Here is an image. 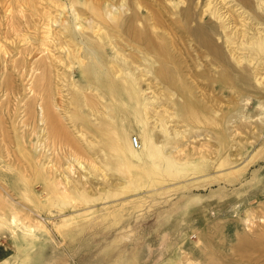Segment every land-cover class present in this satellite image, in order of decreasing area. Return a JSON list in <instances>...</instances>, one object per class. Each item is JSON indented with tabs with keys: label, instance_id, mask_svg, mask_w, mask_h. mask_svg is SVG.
I'll use <instances>...</instances> for the list:
<instances>
[{
	"label": "rangeland",
	"instance_id": "obj_1",
	"mask_svg": "<svg viewBox=\"0 0 264 264\" xmlns=\"http://www.w3.org/2000/svg\"><path fill=\"white\" fill-rule=\"evenodd\" d=\"M85 1L0 0V264H264V58L211 60L206 0Z\"/></svg>",
	"mask_w": 264,
	"mask_h": 264
},
{
	"label": "bare ground",
	"instance_id": "obj_2",
	"mask_svg": "<svg viewBox=\"0 0 264 264\" xmlns=\"http://www.w3.org/2000/svg\"><path fill=\"white\" fill-rule=\"evenodd\" d=\"M77 1V0H75ZM85 1V0H84ZM88 1V0H86ZM85 1V2H86ZM95 1V0H94ZM91 2V1H90ZM92 3V2H91ZM91 3H89L88 1V5H92ZM137 3V8L138 9H134L133 12L130 13L129 17L127 19H124L125 20V23H126V29H128L127 31L130 32V34H133V37L135 38H131V39H136V38H143L146 42V44H150L152 45L151 48H155L154 50H156L157 46H155L153 44V40H151L152 36L151 35H147L145 33V31L143 30H136L134 27L136 26L135 25V22H138V18H139V15L141 13H139L140 11V5ZM73 4V3H72ZM84 4V3H83ZM87 4V2H86ZM86 4H84V6H86ZM264 3H261V0H258V2H256V6L261 10V12L264 10ZM94 5V4H93ZM93 5L92 7H89V6H86V7H89V9L93 8ZM97 5V4H96ZM205 8H204V14H203V18H206V20L200 24V25H197L195 26L196 28H193L192 31L193 34H195L197 36V38L202 42L203 46H205V48H207L205 51L207 52V55H211V60H219V62H221V68L223 66V61H225V63H229L227 60V57L224 53V48L221 44H225L226 47L228 48V52H229V55L235 60L236 63H240L241 64V61L245 60V61H249L251 64H253V71L257 74L259 73L258 70H260L262 68V59L264 57H261L259 60V64L256 65V60L257 57H254V53L258 52V51H261L262 48H264V26L261 28V27H258L257 25L256 26H253V25H249L248 26V23L245 22V18H248L249 16L247 15V7H252L251 5V0H206L205 2ZM99 6V4H98ZM234 6L235 7V11H238L237 12V17L238 16H241L240 18H242L241 20V23L240 25H238L237 23H234L233 25V22L231 21V18H232V14L230 12V8ZM73 7V5H72ZM109 7V6H108ZM74 9V8H73ZM96 9V8H95ZM224 9V10H222ZM232 9V8H231ZM92 11H94L93 9H91ZM76 12V10H75ZM74 12V13H75ZM95 12H98V11H94L92 13L95 14ZM107 14L106 15H109V14H113V12H111L109 9L106 10ZM119 12V11H118ZM117 12V13H118ZM249 13V12H248ZM252 13V12H251ZM250 13V14H251ZM46 14V13H45ZM79 14V13H78ZM98 14H102L101 12L98 13ZM111 14V16H113ZM116 14V12H115ZM119 14V13H118ZM183 14L185 15V17H191L192 16V11H191V7L190 6H187L185 7V9H183ZM259 14V20L260 22H258V24H264V13H258ZM260 14H263V15H260ZM81 15V14H80ZM117 15V14H116ZM84 16V15H83ZM91 17V15H89ZM96 16V14L94 15ZM100 16V15H98ZM97 16V17H98ZM105 16V15H103ZM101 16V17H103ZM248 16V17H247ZM82 16H80L81 18ZM110 17V16H109ZM114 17V16H113ZM54 18V17H53ZM76 18L78 19L79 17L76 16ZM85 18V17H84ZM92 18L91 17V20L92 21ZM239 18V19H240ZM103 19V18H102ZM114 19V18H113ZM223 20L225 21L224 25H221L223 28H227L229 31L228 33H224V37L223 36H220L221 32H218L217 31V28L218 26L216 25V21L218 20ZM233 19V18H232ZM83 20V19H82ZM81 20V21H82ZM85 20V19H84ZM84 20H83V23H84ZM94 20V18H93ZM192 20V19H191ZM227 20V21H226ZM245 20V21H244ZM250 20V19H249ZM42 21V20H41ZM234 21V20H233ZM75 23V22H74ZM76 24V23H75ZM79 25V27H81V29H85V31L87 30L86 29V26L84 24H82L81 22H78L77 23ZM92 24V22L90 23ZM100 24V23H99ZM197 24V23H196ZM199 24V23H198ZM12 25V24H11ZM86 25H89L88 23H86ZM93 25V24H92ZM92 25L90 26V28H92ZM96 27H94V31L97 33V34H100L102 32L101 30V26H98L97 24H94ZM93 25V26H94ZM255 25V23H254ZM42 26V25H41ZM29 27V26H28ZM43 27V26H42ZM88 27V26H87ZM47 28H50V27H47ZM89 28V27H88ZM89 28V29H90ZM137 28V27H136ZM56 29V28H55ZM139 29V28H137ZM216 29V30H215ZM45 30V29H44ZM47 30V31H46ZM45 31L49 33L48 29H46ZM44 31V32H45ZM52 30H50L51 32ZM89 31V30H88ZM86 31V32H88ZM211 31H217V34L218 35V39L220 38L222 41H220V39L218 41H214L213 38H212V33ZM128 32V33H129ZM47 33V34H48ZM52 34V32H51ZM50 34V35H51ZM102 34V33H101ZM215 34V33H214ZM45 36V35H44ZM43 36V38H44ZM47 36V35H46ZM53 36V35H51ZM55 36V35H54ZM53 36V37H54ZM96 36V35H95ZM151 36V38H150ZM49 37V35H48ZM52 37V39H53ZM56 37V36H55ZM98 37V35H97ZM132 37V36H131ZM42 38V39H43ZM63 38V37H62ZM67 38V37H66ZM101 38V37H100ZM49 39V38H48ZM64 39V38H63ZM99 39V38H98ZM44 40L46 41L47 40V37L46 39L44 38ZM55 40V39H54ZM21 41V40H20ZM25 41V40H24ZM29 41V40H28ZM140 40H136V42H138ZM142 41V40H141ZM49 42V40H48ZM51 42V41H50ZM221 44H219V43ZM52 44V43H51ZM59 46V45H58ZM145 46V45H144ZM255 46V47H254ZM150 47V46H148ZM150 48V49H151ZM113 49V48H112ZM149 49V48H148ZM38 51V50H37ZM255 51V52H254ZM263 51V50H262ZM74 52V51H72ZM157 52V51H156ZM153 53V52H152ZM38 54V53H37ZM260 54V53H259ZM249 56V57H248ZM121 58V57H120ZM251 60H255V61H252ZM258 60V59H257ZM92 61V60H91ZM90 61V63H92ZM61 62V61H60ZM258 62V61H257ZM227 65V64H226ZM117 66V65H116ZM248 67V66H247ZM226 68V67H225ZM86 68H84L85 70ZM245 68L243 67L242 70H244ZM247 69V68H246ZM87 71V70H85ZM119 74V73H118ZM256 76V75H255ZM263 78V77H262ZM261 78V79H262ZM124 79H127L126 77L122 78V80ZM126 81V80H124ZM89 85V84H88ZM90 87V86H88ZM161 107V106H160ZM157 108V107H156ZM162 108V107H161ZM148 109V108H147ZM159 110V109H158ZM161 110V109H160ZM163 110V109H162ZM168 110V109H167ZM157 111V110H156ZM148 112V111H147ZM154 113V112H153ZM157 116H158V119L162 120L163 122L161 124H159L158 120H157ZM149 117H151L152 119V122L155 126L158 127V125H160V128L162 129L161 131H165V126L166 124L164 123V119L163 118V113H158L156 116L155 115H150ZM148 117V118H149ZM160 117V118H159ZM162 117V118H161ZM167 116H165L164 118H166ZM170 121V120H169ZM158 122V124H157ZM167 122V121H166ZM171 122V121H170ZM176 123V122H175ZM176 126V125H175ZM180 127V126H179ZM160 130V129H159ZM176 130V129H175ZM185 130V129H184ZM155 131V130H154ZM181 131V130H180ZM184 132V131H183ZM177 133V132H176ZM182 137V136H181ZM149 138V137H148ZM154 138L156 139L157 137L156 136H153L152 137V142H150L149 144V147H148V157L152 160L153 163H156L157 161V143L154 141ZM124 140V139H123ZM115 142L119 143V138H117L115 140ZM123 142V141H122ZM116 143V144H117ZM120 145V144H119ZM118 145V146H119ZM179 146V145H178ZM173 148V147H172ZM176 150V148H175ZM173 160V159H172ZM175 167V166H174ZM260 246V245H259ZM259 252V251H258ZM252 263L249 262V264ZM253 264H256L255 262H253ZM260 264V263H259Z\"/></svg>",
	"mask_w": 264,
	"mask_h": 264
},
{
	"label": "built area",
	"instance_id": "obj_3",
	"mask_svg": "<svg viewBox=\"0 0 264 264\" xmlns=\"http://www.w3.org/2000/svg\"><path fill=\"white\" fill-rule=\"evenodd\" d=\"M130 144L135 149L139 148L140 147V140H139L138 136L133 135L132 137H130Z\"/></svg>",
	"mask_w": 264,
	"mask_h": 264
}]
</instances>
